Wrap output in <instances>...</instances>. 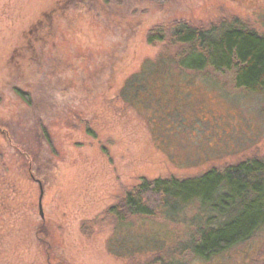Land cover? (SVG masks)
Masks as SVG:
<instances>
[{"label":"rangeland","instance_id":"obj_1","mask_svg":"<svg viewBox=\"0 0 264 264\" xmlns=\"http://www.w3.org/2000/svg\"><path fill=\"white\" fill-rule=\"evenodd\" d=\"M175 21L264 33V0H0V264L263 263L264 230L181 254L194 207L176 223L107 213L143 179L264 158L263 96L159 66L172 47L147 32Z\"/></svg>","mask_w":264,"mask_h":264},{"label":"trees","instance_id":"obj_2","mask_svg":"<svg viewBox=\"0 0 264 264\" xmlns=\"http://www.w3.org/2000/svg\"><path fill=\"white\" fill-rule=\"evenodd\" d=\"M146 39L172 47L159 66L183 76L188 71L204 72L211 80L215 73L224 75L236 88L264 97V33L237 21L209 28L175 21L151 27ZM25 50L32 55L28 45ZM27 59L31 62L29 55ZM13 90L32 107L30 91L20 85ZM40 127L46 138V128ZM188 207L197 213L187 222L189 240L179 249L181 254L207 259L249 240L264 230V158L241 160L192 177L143 179L107 213L118 222L127 216L165 215L176 223Z\"/></svg>","mask_w":264,"mask_h":264},{"label":"water","instance_id":"obj_3","mask_svg":"<svg viewBox=\"0 0 264 264\" xmlns=\"http://www.w3.org/2000/svg\"><path fill=\"white\" fill-rule=\"evenodd\" d=\"M40 200H41V194H40L39 201H38L39 209H41V207H40L41 206Z\"/></svg>","mask_w":264,"mask_h":264}]
</instances>
